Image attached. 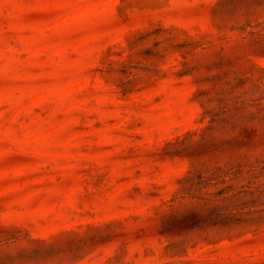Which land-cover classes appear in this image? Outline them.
Segmentation results:
<instances>
[{
    "label": "rangeland",
    "instance_id": "1",
    "mask_svg": "<svg viewBox=\"0 0 264 264\" xmlns=\"http://www.w3.org/2000/svg\"><path fill=\"white\" fill-rule=\"evenodd\" d=\"M0 264H264V0H0Z\"/></svg>",
    "mask_w": 264,
    "mask_h": 264
},
{
    "label": "trees",
    "instance_id": "2",
    "mask_svg": "<svg viewBox=\"0 0 264 264\" xmlns=\"http://www.w3.org/2000/svg\"><path fill=\"white\" fill-rule=\"evenodd\" d=\"M238 114V111H235V117ZM234 115H231V117H233ZM234 124V123H233ZM236 125V124H234ZM243 140L241 139L240 141H245V143H249L252 138H253V134H252V130H250L249 128L245 127L243 129ZM247 141V142H246ZM187 148H182L179 149L178 151L175 152V154H181L183 155L184 153L187 152ZM250 162V160H246L245 161ZM248 164V163H247ZM243 172V171H242ZM242 178V177H237V179ZM226 181L222 180L221 183H225ZM233 188V185H229L225 188H223L222 190L218 191V195H223V200H227L229 202H237L239 200H242V197L245 193H247L250 190H240L237 193H231L229 194V191ZM251 192V191H250ZM202 217V215L197 212V211H191L183 216H178V217H174L173 222L171 224H168L165 232L166 233H178L181 230H186V229H193L195 227H197L199 225V219Z\"/></svg>",
    "mask_w": 264,
    "mask_h": 264
}]
</instances>
